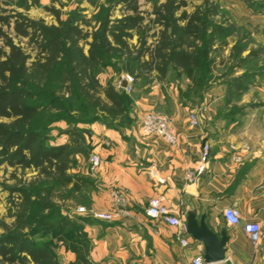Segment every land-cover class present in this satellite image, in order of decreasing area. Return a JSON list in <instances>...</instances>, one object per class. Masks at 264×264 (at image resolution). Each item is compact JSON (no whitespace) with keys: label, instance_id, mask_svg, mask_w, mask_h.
<instances>
[{"label":"crops","instance_id":"crops-1","mask_svg":"<svg viewBox=\"0 0 264 264\" xmlns=\"http://www.w3.org/2000/svg\"><path fill=\"white\" fill-rule=\"evenodd\" d=\"M121 87L127 90L122 79ZM132 90L131 125L95 128L92 155L100 163L88 171L89 159L78 155L80 165L86 167L82 171L91 178L86 211L77 213L88 235L89 259L94 264H193L197 255L204 256L203 244L185 229L187 213L195 210L199 216L207 213L215 232L226 229L230 241L222 264H264V137L255 138L251 130L245 136L240 130L224 133L221 123L213 119L221 93L213 99L207 96L206 106L197 109L181 100L177 83L154 75L148 82L137 80ZM150 111L172 118L176 144L143 134L141 120ZM191 113L198 115L200 126L191 124ZM68 141L69 136L53 144ZM205 144L211 154L206 170L189 182L186 173L200 163ZM155 195L164 196L168 208L182 218L183 227L147 213ZM227 207L239 210L240 224L227 222ZM94 212L110 213L111 218L96 217ZM252 221L261 226L257 247L243 228ZM181 237L188 238L189 245L183 246Z\"/></svg>","mask_w":264,"mask_h":264},{"label":"trees","instance_id":"trees-1","mask_svg":"<svg viewBox=\"0 0 264 264\" xmlns=\"http://www.w3.org/2000/svg\"><path fill=\"white\" fill-rule=\"evenodd\" d=\"M126 1L128 9L135 14L114 20L105 16L94 32L86 31L75 17L61 20L58 12L59 23L50 25L0 6V116L12 119L9 124L0 123V164L37 168L44 180L52 184L46 190L48 200H39L37 209L56 206L52 202L55 187L79 192L89 184L88 179L71 173L66 161L68 151L84 140L81 129L70 124L63 130L69 141L51 144L49 127L44 120L47 111L57 110V105L63 103L73 106L79 102L85 108L101 110L113 117L127 112L125 89L114 83L103 84L96 74L98 65L122 58L129 73L136 69L155 71L163 82L171 72L177 78L184 76L189 82L185 90H180V98L193 106L195 98L202 99L209 91L211 43L228 36L221 24L213 23V17L219 13L215 3L191 14L184 11L176 17V9L185 5V1L180 0L175 6L176 0H169L163 5V11L157 12L164 28L150 46H146L145 34L136 48L129 39L132 30L141 28L143 18L136 0ZM90 36L92 40L88 41ZM14 37L26 38L27 45L16 43ZM84 43L89 44L88 52ZM240 79L230 81V91L233 87H245ZM20 191L24 200H32L29 191ZM46 219L49 217L43 216L42 223ZM68 221L65 218L60 225ZM15 239L0 240V254L7 260L16 259L9 253L18 248V252H24L35 264H57L49 245L14 242ZM87 241L86 238L82 243Z\"/></svg>","mask_w":264,"mask_h":264},{"label":"rangeland","instance_id":"rangeland-1","mask_svg":"<svg viewBox=\"0 0 264 264\" xmlns=\"http://www.w3.org/2000/svg\"><path fill=\"white\" fill-rule=\"evenodd\" d=\"M168 1L136 0L143 21L141 28L132 30L130 44L139 48L145 34L146 46L154 42L158 32L165 26L158 19L157 12ZM184 1L185 5L176 9V17L184 11L191 14L199 8H206L207 4L215 3L219 13L213 17V23L221 24L228 35L226 39L219 37L211 43L209 56L213 63L210 64V73L207 75L210 79L209 91L204 93L202 99L194 97V107L204 108L207 96L213 99L216 94L221 93L222 97L215 105L216 114L213 119L221 123L224 133L229 135L240 130L245 136L247 134L244 133L251 130L255 138H263L264 0ZM180 2L176 0L174 5ZM0 6L8 12L20 11L33 19H42L50 25L59 23L56 12L59 13L61 20L75 17L88 32L97 30L105 16L114 20L126 14H135L128 9L126 0H39L36 3L34 0H0ZM14 40L24 47L27 45L26 38L14 37ZM91 40L92 37H88V41ZM88 48L89 44L84 43L85 52H88ZM144 58L147 59L148 56ZM96 74L103 84L114 83L118 88L121 87L122 76L131 75L134 79L132 86L137 80L148 82L152 75L157 78L155 71L147 69H136L134 73L127 72L122 58L110 59L98 65ZM235 78H241L239 82L245 87L242 89L233 87L230 91V81ZM165 82L177 83L180 93V90L186 89L189 80L184 76L177 78L175 73L171 72ZM123 92L127 112L117 117L101 110L85 108L79 102L73 106L68 103L57 105L59 109L50 113L47 111L44 117L49 127L51 144L68 138L63 130L70 124L81 129L84 140L78 147L68 151L66 161L71 173L88 179L89 183L90 175L82 170L85 171L87 167L90 171L93 168L91 158L95 128L98 125L109 128L127 127L133 122L135 96L132 88ZM11 121V118L0 116V123L9 124ZM80 154L89 159L84 168L79 163ZM50 186L52 184L44 180L37 168L0 164V240L6 241L16 237L14 242L47 244L55 253L57 264H94L88 257L89 241L82 243L88 239V235L77 214L81 206L85 207L89 203L90 184L79 192H72L70 188L55 187L52 202H55L56 206L37 209L39 200H48L46 190ZM20 189L29 191L32 200H24ZM57 194L60 196H56ZM43 216L49 217L44 223L41 221ZM65 218H69L70 221L61 226L60 223ZM53 224L55 227H52ZM9 256L16 259L10 261L0 254V264H35L24 252H18V248H13Z\"/></svg>","mask_w":264,"mask_h":264},{"label":"built area","instance_id":"built-area-1","mask_svg":"<svg viewBox=\"0 0 264 264\" xmlns=\"http://www.w3.org/2000/svg\"><path fill=\"white\" fill-rule=\"evenodd\" d=\"M125 78L128 82L126 89L130 90L132 88V83L134 79L131 75H126ZM189 118L193 126H196V127L200 126V119L197 114L191 113ZM141 130L143 134L146 136H154V137L163 138L170 144H176L178 142V133L175 129L172 118L166 114L159 113L157 111L147 112L143 116L141 120ZM201 153L202 154H201L200 163L193 170H189L186 173V179L189 182L195 181L201 174L205 172L207 163L211 155L210 145L205 144L202 148ZM91 162L94 168L100 163V158L97 155H93L91 158ZM79 211H86V208L81 206L79 208ZM147 213L153 217H161L171 225H175L178 227L184 226V222L182 218L176 212L174 213L172 210L168 208V206L165 203V198L163 195H155L150 199ZM93 215L99 218H104V219L111 218V214L106 213V212H94ZM224 216L229 224L231 225L240 224L241 215L237 208L235 207L225 208ZM243 228L246 234L248 235L252 245L254 247H257L261 241L260 224L255 221L247 222L244 224ZM180 241L183 246L189 245V242H190L189 239L186 237H181ZM192 263L193 264H222V262L208 263L205 261L203 255H197L193 259Z\"/></svg>","mask_w":264,"mask_h":264},{"label":"water","instance_id":"water-1","mask_svg":"<svg viewBox=\"0 0 264 264\" xmlns=\"http://www.w3.org/2000/svg\"><path fill=\"white\" fill-rule=\"evenodd\" d=\"M122 85L126 87L128 82L122 76ZM207 213L200 216L197 211L190 210L187 213L185 229L187 233L204 246V259L208 263H218L226 259L227 244L230 241L226 229L219 233L215 232L209 225Z\"/></svg>","mask_w":264,"mask_h":264}]
</instances>
